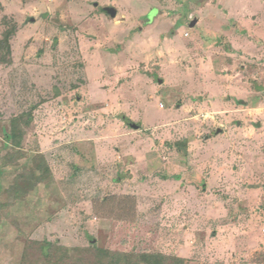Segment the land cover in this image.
<instances>
[{"label":"rangeland","instance_id":"rangeland-1","mask_svg":"<svg viewBox=\"0 0 264 264\" xmlns=\"http://www.w3.org/2000/svg\"><path fill=\"white\" fill-rule=\"evenodd\" d=\"M9 27L0 264H264V0H0Z\"/></svg>","mask_w":264,"mask_h":264},{"label":"trees","instance_id":"trees-1","mask_svg":"<svg viewBox=\"0 0 264 264\" xmlns=\"http://www.w3.org/2000/svg\"><path fill=\"white\" fill-rule=\"evenodd\" d=\"M13 31L14 27H9L2 32V36L0 37V57H3L5 53H10L11 50L9 41ZM4 59L5 57L3 58V60ZM3 60L0 59V62H2ZM31 118L32 111H27L22 112L10 119V133L6 135V140L16 149H21L25 127L30 124ZM183 144H185V141H183ZM38 168L41 171V174L39 176L40 179H43L47 175H51V170L46 163L40 164ZM108 253L112 255V259L107 260L108 264H184L183 260L178 257H175L174 259L171 258V261L167 262L168 258L165 255L159 253Z\"/></svg>","mask_w":264,"mask_h":264},{"label":"water","instance_id":"water-1","mask_svg":"<svg viewBox=\"0 0 264 264\" xmlns=\"http://www.w3.org/2000/svg\"><path fill=\"white\" fill-rule=\"evenodd\" d=\"M100 10L113 18L117 15V9L114 6H103ZM192 24H196V20H194ZM125 121L132 129H139L141 127L140 122H134L129 118L125 119ZM91 242H95V239H91Z\"/></svg>","mask_w":264,"mask_h":264},{"label":"crops","instance_id":"crops-1","mask_svg":"<svg viewBox=\"0 0 264 264\" xmlns=\"http://www.w3.org/2000/svg\"><path fill=\"white\" fill-rule=\"evenodd\" d=\"M228 60V59H227Z\"/></svg>","mask_w":264,"mask_h":264}]
</instances>
